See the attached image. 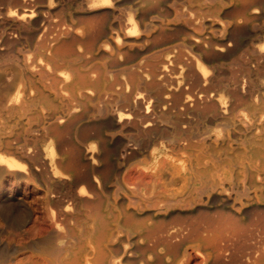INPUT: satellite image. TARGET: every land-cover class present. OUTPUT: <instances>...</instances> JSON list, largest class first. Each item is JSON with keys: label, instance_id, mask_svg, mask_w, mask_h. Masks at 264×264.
Segmentation results:
<instances>
[{"label": "bare ground", "instance_id": "obj_1", "mask_svg": "<svg viewBox=\"0 0 264 264\" xmlns=\"http://www.w3.org/2000/svg\"><path fill=\"white\" fill-rule=\"evenodd\" d=\"M9 66L0 186L33 182L50 209L20 250L264 264V0H0ZM3 192L0 214L26 225Z\"/></svg>", "mask_w": 264, "mask_h": 264}, {"label": "rangeland", "instance_id": "obj_2", "mask_svg": "<svg viewBox=\"0 0 264 264\" xmlns=\"http://www.w3.org/2000/svg\"><path fill=\"white\" fill-rule=\"evenodd\" d=\"M6 69L7 71L4 74H2V72L0 73V98L5 96L7 93L15 94L16 92L15 86L17 84V77L14 71L15 69L12 66L6 67ZM10 183L11 185H9ZM0 187L4 189L3 193L8 197L13 198L12 201L17 205H19L22 200H25L28 203L32 212L30 220L24 226L15 225L0 214V229L3 230L0 233V264H49L45 257L42 255H32L31 253H27L25 251L20 250V246L23 242V232L28 230L32 233L38 231V225L41 224L39 226H42L45 218L49 214L50 209L48 208L49 206L47 204V194L42 189H40L37 184L33 182L26 186V183L17 181L9 177L5 178ZM31 191L33 193H31ZM35 192L36 195L34 194ZM31 204H33L34 206H32ZM38 205L39 208H42L41 211L40 209H38ZM34 208H37L39 211H37L36 209V212H34ZM33 214H36V217ZM37 214H41V217H43V219H41L40 216H38ZM44 214L45 216H43ZM33 223H35V225H33ZM41 228L39 227V230ZM2 234L4 235V237L2 236ZM21 254H26L27 256H23ZM200 261L201 256L191 251V260L189 264H191V262L192 264H200Z\"/></svg>", "mask_w": 264, "mask_h": 264}]
</instances>
